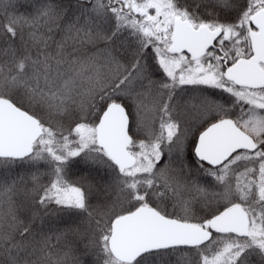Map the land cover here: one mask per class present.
Listing matches in <instances>:
<instances>
[{
	"label": "snow or ice",
	"instance_id": "1",
	"mask_svg": "<svg viewBox=\"0 0 264 264\" xmlns=\"http://www.w3.org/2000/svg\"><path fill=\"white\" fill-rule=\"evenodd\" d=\"M0 264H264V0H0Z\"/></svg>",
	"mask_w": 264,
	"mask_h": 264
}]
</instances>
